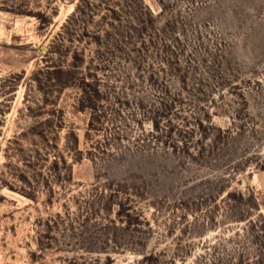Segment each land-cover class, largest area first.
Segmentation results:
<instances>
[{
	"label": "rangeland",
	"instance_id": "rangeland-1",
	"mask_svg": "<svg viewBox=\"0 0 264 264\" xmlns=\"http://www.w3.org/2000/svg\"><path fill=\"white\" fill-rule=\"evenodd\" d=\"M0 264H264V0H0Z\"/></svg>",
	"mask_w": 264,
	"mask_h": 264
}]
</instances>
